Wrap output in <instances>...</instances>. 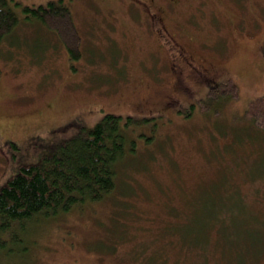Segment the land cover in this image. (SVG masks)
Here are the masks:
<instances>
[{"label": "rangeland", "instance_id": "obj_1", "mask_svg": "<svg viewBox=\"0 0 264 264\" xmlns=\"http://www.w3.org/2000/svg\"><path fill=\"white\" fill-rule=\"evenodd\" d=\"M48 1L9 0L17 23L0 38V188L105 113L133 119L135 152L119 161L108 196L25 223L24 250L2 263L203 264L204 235L206 264H264L235 262L223 245L228 234L257 240L236 225L244 213L264 224V131H240L248 104L264 97V0H206L175 15L177 43L225 76L189 80L176 105L141 113L130 102L154 97L175 53L114 0H62L81 39V57L69 60L54 31L25 17ZM213 212L223 241L207 235Z\"/></svg>", "mask_w": 264, "mask_h": 264}, {"label": "trees", "instance_id": "obj_2", "mask_svg": "<svg viewBox=\"0 0 264 264\" xmlns=\"http://www.w3.org/2000/svg\"><path fill=\"white\" fill-rule=\"evenodd\" d=\"M114 2L128 14L130 11L131 16L139 17V12L124 4L123 0ZM23 11L26 18H33L57 34L69 60L81 57V39L62 0L48 1L35 7L26 6ZM16 23L17 17L9 0H0V38L9 34ZM121 119L119 115L105 113L93 126H80L79 132L63 141L54 152L36 164L21 167L0 188V264H4L3 255L9 254V251L21 253L24 250L26 241L22 233L25 223L40 217L50 219L73 208L99 202L115 189L119 161L135 152L134 142L128 139L125 131L133 119ZM241 119L246 121L242 124L244 126H240L241 133L242 127L252 134L264 131V97L252 100ZM215 214L205 215L207 235L212 228L223 241L222 225L214 219ZM252 217L248 211L236 224L249 227L258 234L251 246H246L247 236L243 234L235 239L228 234L227 244L223 241L227 251L230 250L228 254L235 253V262L248 261L249 258L259 261L264 257V224ZM200 239L202 242L197 244V248L202 255H198L204 258L203 264H206L208 239L204 235Z\"/></svg>", "mask_w": 264, "mask_h": 264}, {"label": "flooded vegetation", "instance_id": "obj_3", "mask_svg": "<svg viewBox=\"0 0 264 264\" xmlns=\"http://www.w3.org/2000/svg\"><path fill=\"white\" fill-rule=\"evenodd\" d=\"M216 1V0H210ZM205 2V3H204ZM124 4L139 12V22L155 35L161 51L168 53V48L173 54L169 71L165 82L156 90L154 97L149 95H135L130 105L136 112H144L147 109L162 111L176 105V96L187 94L186 82L194 81L197 87L201 85L203 79L217 78L220 74L212 64H205L201 57L191 55L185 46L177 43L176 36L180 35L178 27H174L176 32L171 33L169 24L176 18L175 15L184 11L199 9L201 4H207L206 0H124ZM145 19L149 26L144 23ZM138 24V22H137ZM178 30V31H177ZM170 99V100H168ZM160 101L162 107L157 108L156 102ZM143 114V113H142ZM160 114V113H159Z\"/></svg>", "mask_w": 264, "mask_h": 264}]
</instances>
